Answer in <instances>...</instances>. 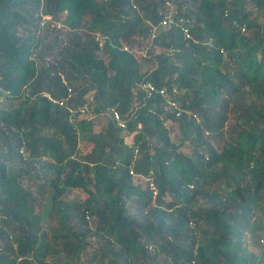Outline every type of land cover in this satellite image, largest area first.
Returning <instances> with one entry per match:
<instances>
[{"label":"trees","instance_id":"obj_1","mask_svg":"<svg viewBox=\"0 0 264 264\" xmlns=\"http://www.w3.org/2000/svg\"><path fill=\"white\" fill-rule=\"evenodd\" d=\"M262 234L264 0H0V264H264Z\"/></svg>","mask_w":264,"mask_h":264},{"label":"rangeland","instance_id":"obj_2","mask_svg":"<svg viewBox=\"0 0 264 264\" xmlns=\"http://www.w3.org/2000/svg\"><path fill=\"white\" fill-rule=\"evenodd\" d=\"M251 7H249V9H250ZM252 12H253V18L255 19V20H257V21H259V18H256L257 16H256V14H255V11L254 10H252ZM60 20H62V15L60 16V17H58V19H51L50 21H48L47 22V24H50V28H52V26H51V24L53 25V27H56V25H57V27L59 28L60 27ZM50 22V23H49ZM153 48H152V51H153V53H157V52H159V48L158 47H154V46H152ZM138 51H136V55L137 56H141L142 54H144L145 53V51H143V50H139V49H137ZM141 54V55H140ZM146 55H147V53H145ZM143 69V71H145V70H149V69H151L152 68V65L151 64H144L143 65V67H142ZM79 118H81V117H79ZM167 126H168V128L171 130V128H172V125L171 124H169V123H167ZM101 128V125L100 126H98L96 123L94 124V126H93V130H94V132L96 133V132H98L99 131V129ZM170 138L174 141L175 140V137L173 136V134L172 133H170ZM125 141L128 143V141H130V138L129 137H126L125 138ZM176 142V141H175ZM91 143H89V142H87L86 140H84V139H81V141L79 142V147L81 148V151L83 150L84 152H88L90 149H91ZM184 151H186L187 152V149H184ZM85 198V194L83 193V192H81V191H79V190H72V191H69V193L67 194V196H66V199H68V200H70V201H73V202H81L83 199ZM131 211H133V209L131 210ZM261 238L264 240V234H262L261 235ZM242 240L247 244V243H249L248 242V240H249V235H248V233L247 232H243L242 233ZM262 245L264 246V244L262 243ZM250 251H253L254 249H256V248H253V247H249L248 248ZM256 252H257V250H255Z\"/></svg>","mask_w":264,"mask_h":264},{"label":"built area","instance_id":"obj_3","mask_svg":"<svg viewBox=\"0 0 264 264\" xmlns=\"http://www.w3.org/2000/svg\"><path fill=\"white\" fill-rule=\"evenodd\" d=\"M42 19H44V20L47 21V20H51V17H50V16H43ZM171 22H172V18H171V16H170V15H167V16H165V17L163 18V20L161 21L160 25L163 26V27H165L166 25L171 24ZM181 30H182V33H183V35H184L185 38H190V37H191V35H190V33H189V31H188L187 28L182 27ZM101 39H102V38H100L99 36H96V37H95V40H96V41L101 42ZM143 87H145L147 90L150 91V92L148 93V95H150L151 92L153 91V87L150 86L149 84H146V85H144ZM160 93H162V91H160ZM168 103H170V102H168ZM170 105H172V107H174V104H173V103H170ZM179 113H180V111L177 110V115H178ZM109 115L111 116V119L114 120V121L116 122V124H117L121 129H124V128H125V123L121 120V117L119 116V114L117 113L116 110H110ZM129 173H130L131 175H133V172H132V171H130ZM150 189H151L153 195H155V194H156V189H155V187H154L153 184H150Z\"/></svg>","mask_w":264,"mask_h":264}]
</instances>
